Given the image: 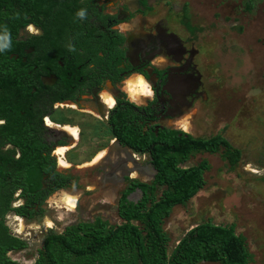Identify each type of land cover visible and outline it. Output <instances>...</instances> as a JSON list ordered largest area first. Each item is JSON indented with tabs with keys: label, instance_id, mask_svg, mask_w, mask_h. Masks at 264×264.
I'll list each match as a JSON object with an SVG mask.
<instances>
[{
	"label": "flooded vegetation",
	"instance_id": "flooded-vegetation-1",
	"mask_svg": "<svg viewBox=\"0 0 264 264\" xmlns=\"http://www.w3.org/2000/svg\"><path fill=\"white\" fill-rule=\"evenodd\" d=\"M50 1L48 16L38 9L27 14L30 21L26 24H35L41 35H29L26 24L22 25L15 33L13 50L0 60V94L26 104L21 121L42 153L53 162L51 173L45 177L53 174L65 178L64 185L48 197L58 191H70L75 181L80 205L84 195L93 189L83 181L85 173H77L85 165L91 168L88 178L99 181L97 187L102 195L98 206L107 211L87 218L81 212L77 219L54 231L63 232L71 225L93 222L98 217L110 224H121L125 222L121 209L149 206L164 190L156 181L158 169L150 153L137 151L133 144L158 142L175 146L189 136L217 134L209 132L210 125L213 127L210 88L215 81L207 79L200 66L202 28L193 21L188 2L178 0ZM10 4L15 8L12 11L8 9ZM29 6L32 4L23 6L3 0L4 22L8 24L10 15H21L22 7ZM80 7L89 9V19L74 22V12ZM57 14L63 15L64 24L57 22ZM121 24L127 30L123 35L112 30V26ZM69 39L75 42L76 53L65 47ZM157 55L164 56L151 61ZM159 63L166 67L149 68ZM126 71L142 72L151 80L157 89L154 104L146 102L147 108L136 109L121 98L116 86ZM104 89L117 97L115 108L99 102L98 95ZM11 106L13 103L9 112L13 110ZM45 119L51 126L45 124ZM0 121H4L0 124V148L20 158L21 147L4 142L1 128L8 122L7 117L0 115ZM73 127L79 128L78 135L71 131ZM185 128L186 132L182 130ZM58 147L65 149L63 156L71 167H57V157L52 153ZM101 151L104 155L97 159ZM197 154L184 165H193L189 162ZM17 199L24 204L23 197ZM109 210H114L113 217ZM12 213L18 215L10 211L6 217Z\"/></svg>",
	"mask_w": 264,
	"mask_h": 264
},
{
	"label": "trees",
	"instance_id": "trees-1",
	"mask_svg": "<svg viewBox=\"0 0 264 264\" xmlns=\"http://www.w3.org/2000/svg\"><path fill=\"white\" fill-rule=\"evenodd\" d=\"M2 1L0 0V23L3 20ZM31 5L22 7L8 17L13 34L18 28L30 21L25 14L38 9L48 16L50 0H8L9 3ZM256 0L246 2L247 10H252ZM25 4V5H24ZM15 8L10 4L9 8ZM63 15L56 20L64 24ZM10 22V23H9ZM13 50V49H12ZM10 52L0 55V60ZM13 103L12 111L9 105ZM26 104L18 102L6 94H0V115L8 122L1 128L8 140L21 147L22 156L16 158L11 151L0 148V264H22L10 256V252L26 249L29 243L12 233L6 223L10 211L27 219L44 213L42 205L48 195L64 185V176L49 175L52 161L35 143V138L21 121V111ZM1 146V145H0ZM137 151H148L158 169L157 182L164 186L163 193L151 205L137 209H121L125 222L110 224L98 217L95 221L74 224L63 232L50 230L44 237L42 247L33 264H200L215 262L219 264H251L253 253L247 238L236 230L235 223H215L204 220L190 230L170 251V236L164 229V221L176 205H186L205 185V173L211 168L207 159L185 166L184 162L196 153H220L231 171L242 162L243 151L235 146L224 133L211 137L185 138L182 144H133ZM48 181L54 182L51 186ZM44 184L48 188H44ZM24 199L21 207L13 208L12 203L18 190ZM39 209V210H38Z\"/></svg>",
	"mask_w": 264,
	"mask_h": 264
},
{
	"label": "rangeland",
	"instance_id": "rangeland-1",
	"mask_svg": "<svg viewBox=\"0 0 264 264\" xmlns=\"http://www.w3.org/2000/svg\"><path fill=\"white\" fill-rule=\"evenodd\" d=\"M247 1L178 0L188 2L193 21L202 28L200 66L206 78L215 81L210 88L211 121L215 129L210 125L209 132H223L242 149L243 155L235 171L229 169L220 153L205 152L193 157L189 164L202 159L210 162L206 183L186 205L173 208L164 221V229L170 236L171 251L188 230L204 220L235 223L237 232L247 238L253 253L251 264H264V0H256L252 10H247ZM90 169L85 165L77 170L79 174L85 173L82 179L93 189L84 195L76 209L61 207V191H58L45 201L42 217L29 220L19 216L23 227L19 235L29 246L10 252L12 258L31 264L51 229L61 230L81 212L87 218L107 211L98 206L102 193L97 187L98 179L88 178ZM109 211L113 217L114 210ZM17 216L12 213L8 217L11 228L18 226L13 219ZM58 216L63 219H57ZM47 223L53 227H47Z\"/></svg>",
	"mask_w": 264,
	"mask_h": 264
},
{
	"label": "clouds",
	"instance_id": "clouds-1",
	"mask_svg": "<svg viewBox=\"0 0 264 264\" xmlns=\"http://www.w3.org/2000/svg\"><path fill=\"white\" fill-rule=\"evenodd\" d=\"M104 11V10H103ZM111 15V13H108ZM17 17H19V13L16 14ZM25 20L28 19L27 14L24 16ZM74 22H85L89 19V9L87 7H80L76 9L73 16ZM26 31L29 35L32 36H39L41 35V30L33 23L26 24ZM112 30L117 32L118 34H125L126 29L125 27L121 25H114L112 26ZM13 34L12 31L7 23H0V55H3L5 53L11 52L13 49ZM65 47L70 53H76L77 48L76 44L72 39H69ZM159 56L164 55H157L154 59L155 60ZM150 61V62H151ZM156 67H166V64L159 63L156 65H153L149 68L155 69ZM148 71V69H147ZM149 72V71H148ZM116 88L119 90V93L121 94V98L133 105L136 109H145L148 107V103L146 102H153L154 104V98L157 95V89L142 72H135V71H126L121 73V79L118 82V85ZM99 96V102L103 105H105L108 108H115L117 97L113 95L111 90L104 89L102 91V95ZM4 121H0V124H3ZM45 124L48 126H51V122L47 119H45ZM183 131H187V129H182ZM71 131L78 135L79 128L73 127ZM65 149L62 147H58L53 150L52 155L57 157V167L59 168H68L71 167V163L68 162L64 156ZM104 155V152L101 151L97 159H99L101 156ZM19 158V157H17ZM77 183L74 181L71 185V191L63 190L60 193V199L62 201L61 207H66L68 210H74L76 206L79 203V195L77 194ZM16 197L20 196V192L18 191L16 194ZM56 194L54 193L53 196ZM52 197H49V200H51ZM23 204V201L20 199H16L12 203L13 208L21 207ZM6 220L8 217L5 218ZM17 222V227L12 228V231L19 235L23 231L22 227V218L17 216L13 218ZM57 219H63L62 216H58ZM10 228L12 227L11 224L8 225ZM47 227H53L51 223H47Z\"/></svg>",
	"mask_w": 264,
	"mask_h": 264
}]
</instances>
